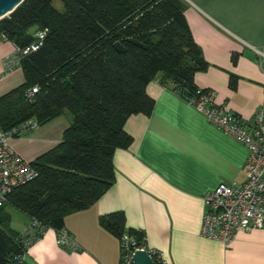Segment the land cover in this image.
Instances as JSON below:
<instances>
[{"label": "crops", "instance_id": "obj_1", "mask_svg": "<svg viewBox=\"0 0 264 264\" xmlns=\"http://www.w3.org/2000/svg\"><path fill=\"white\" fill-rule=\"evenodd\" d=\"M181 1L207 65L193 74V85L213 91L215 104L250 127L264 107V59L256 53L264 48V0ZM12 51V44L0 39V97L23 83L19 66L3 72L2 61ZM229 76L235 78L233 89ZM145 93L151 111L124 121L131 141L113 153L111 186L90 207L64 218L75 248L59 246L55 232L46 229L26 246L21 264H118V240L98 225V217L118 212L124 230L142 232L146 246L160 251L168 264H264V221L258 229L236 233L227 248L200 235L203 197L220 183L244 182L246 148L208 123L170 84L155 78ZM69 122L63 113L20 132L8 148L32 162L60 143ZM19 220L8 225L22 234L29 219Z\"/></svg>", "mask_w": 264, "mask_h": 264}, {"label": "trees", "instance_id": "obj_2", "mask_svg": "<svg viewBox=\"0 0 264 264\" xmlns=\"http://www.w3.org/2000/svg\"><path fill=\"white\" fill-rule=\"evenodd\" d=\"M183 9L181 0H23L0 19V39L18 49L45 30L42 46L19 62L23 83L0 97V130L70 116L60 143L31 162L37 177L0 205L36 222L32 241L46 229H63L67 215L87 209L111 186L113 153L131 141L122 125L151 111L145 93L151 80L170 84L183 99L195 92L192 76L207 65ZM234 83L229 76L230 89ZM31 87L37 92L27 101ZM8 224L9 216H0V264H21L24 237ZM98 225L117 240L123 232L144 238L124 230L120 212L98 217Z\"/></svg>", "mask_w": 264, "mask_h": 264}, {"label": "built area", "instance_id": "obj_3", "mask_svg": "<svg viewBox=\"0 0 264 264\" xmlns=\"http://www.w3.org/2000/svg\"><path fill=\"white\" fill-rule=\"evenodd\" d=\"M44 35L45 30L34 31L29 44L20 49L13 47L12 53L2 61L3 72L17 67L21 59L36 52L42 46ZM256 53L264 59V48ZM36 92V87L27 89L25 99L30 101ZM184 100L200 112L208 123L239 141L247 150L242 167L244 182L241 185L220 183L203 197L200 235L227 248L236 233L258 229L264 221V107L256 110L252 125L246 128L224 106L214 103V93L211 90L196 89L192 96ZM37 127L34 120H29L7 132L0 130V205L6 202L12 191L37 177L38 173L31 162L12 153L7 145L15 134L35 130ZM36 226V222L30 220L28 229L21 234L26 246L32 242L31 233ZM55 235L59 246L71 250L75 248L64 229L55 232ZM118 245V264H133L131 257L135 251L144 252L152 264H168L160 251L146 246L144 238L137 241L133 235L123 232L118 238Z\"/></svg>", "mask_w": 264, "mask_h": 264}, {"label": "water", "instance_id": "obj_4", "mask_svg": "<svg viewBox=\"0 0 264 264\" xmlns=\"http://www.w3.org/2000/svg\"><path fill=\"white\" fill-rule=\"evenodd\" d=\"M23 0H0V19L10 14ZM133 264H152L144 252L135 251L132 255Z\"/></svg>", "mask_w": 264, "mask_h": 264}, {"label": "rangeland", "instance_id": "obj_5", "mask_svg": "<svg viewBox=\"0 0 264 264\" xmlns=\"http://www.w3.org/2000/svg\"><path fill=\"white\" fill-rule=\"evenodd\" d=\"M55 2H56V4L54 3V6H55V8H58V10H59L60 5L57 1H55ZM66 115H68V114L66 113ZM68 117H70V116L68 115ZM1 208H3V209H2V211H0V216H4L7 214V216H9V222L15 221V222L20 223L21 221L19 219H25V216H23V214L19 213L18 211L14 210L11 207L4 205Z\"/></svg>", "mask_w": 264, "mask_h": 264}]
</instances>
